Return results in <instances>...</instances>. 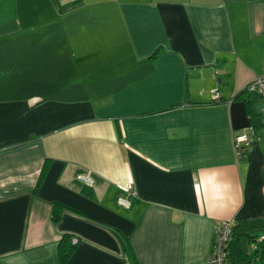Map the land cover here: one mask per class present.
<instances>
[{"label": "crops", "instance_id": "0c3cea01", "mask_svg": "<svg viewBox=\"0 0 264 264\" xmlns=\"http://www.w3.org/2000/svg\"><path fill=\"white\" fill-rule=\"evenodd\" d=\"M55 32L58 48L43 40ZM9 37L0 264H61L63 236L77 239L65 264H132L127 251L135 264H207L220 223L264 228L262 104L245 92L264 74V0H0ZM249 126L239 160L233 135ZM255 235L226 263L264 264Z\"/></svg>", "mask_w": 264, "mask_h": 264}, {"label": "built area", "instance_id": "2783aa9c", "mask_svg": "<svg viewBox=\"0 0 264 264\" xmlns=\"http://www.w3.org/2000/svg\"><path fill=\"white\" fill-rule=\"evenodd\" d=\"M245 92L249 94H256L260 98L262 104L260 113L264 119V74L259 79L255 80L253 83L247 85L245 87ZM211 98L213 101H219V95L216 92H213L211 94ZM255 139L256 136L254 130L250 126L247 129L241 132H237L233 135V146L237 159L242 160L246 158L247 150ZM76 179L79 183L83 185L89 187L93 185V181L89 174L79 175ZM120 190L127 197H119L117 202L120 206L124 208H129V198L134 197V191L130 186L126 189ZM233 228V222H223L217 226L212 241L210 254L206 258L207 264H226L228 258V246L232 239ZM71 244L75 246L77 244V239H72Z\"/></svg>", "mask_w": 264, "mask_h": 264}, {"label": "trees", "instance_id": "16d2710c", "mask_svg": "<svg viewBox=\"0 0 264 264\" xmlns=\"http://www.w3.org/2000/svg\"><path fill=\"white\" fill-rule=\"evenodd\" d=\"M46 170V166L43 169L42 174L44 173V171ZM56 206H59L58 204H55V206L53 207L56 208ZM61 207V206H60ZM58 207V208H60ZM54 212V211H53ZM58 214H55L54 216V221L56 222L58 220ZM256 230H260L263 232V239L260 241L259 246L261 248V253L264 257V228L261 227L259 224L257 223H243L240 224L237 227V230L235 228H233V232H232V239L229 243L228 249L231 247L232 244L235 245L236 247V252L239 254L241 252V249L239 247V239L242 236L247 237L251 242L255 241V239L257 238V236L255 235V231ZM253 234V235H252ZM72 244H71V239H69L68 236H63L60 243H59V260L61 264H65L67 259L69 258V256L71 255L72 252ZM127 255L129 260L131 261L132 264H135L136 262H134L133 258L131 257V254L129 251H127ZM229 257V252H228V256Z\"/></svg>", "mask_w": 264, "mask_h": 264}, {"label": "rangeland", "instance_id": "374dc122", "mask_svg": "<svg viewBox=\"0 0 264 264\" xmlns=\"http://www.w3.org/2000/svg\"><path fill=\"white\" fill-rule=\"evenodd\" d=\"M6 20L7 19H3V21H6ZM57 23H59V20H57ZM22 38H24V39L26 38V41H27L28 36L25 33H23L19 37V39H22ZM43 40H44V42H47V43H49V44H51L53 46H57V48H58V45L60 44V36L57 34V32H55L51 36L44 37ZM37 41H39V38L37 36L35 38H32V40L30 38L28 40V42H31V43L32 42H36L37 43ZM15 42H16V40H13V39L10 40V37L9 38H5V39H0V43H2V44H6V43L11 44V43H15ZM87 73L88 72H86V69H85V74H87ZM57 89H60V84H58V83L52 84V89L51 90L53 91V90H57ZM261 108H262V106H261ZM251 248H253V247L249 246V245L246 246V250H249L250 252H251ZM251 256H253V254H251Z\"/></svg>", "mask_w": 264, "mask_h": 264}]
</instances>
